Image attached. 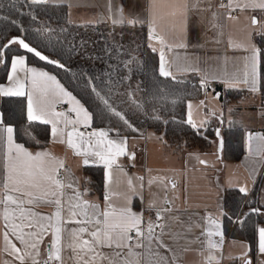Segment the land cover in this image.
<instances>
[{"label": "snow or ice", "instance_id": "1", "mask_svg": "<svg viewBox=\"0 0 264 264\" xmlns=\"http://www.w3.org/2000/svg\"><path fill=\"white\" fill-rule=\"evenodd\" d=\"M61 2L22 0L30 9L27 13L30 18L28 27L12 19L11 25L21 35L0 42V65L6 69L8 81L7 86L0 84V97H25L27 101L21 111V125L8 123L5 114L0 112V143L5 147L3 174L0 177V236L3 239L0 252L11 257L2 264H182L181 256L188 251H197L201 256L207 251L205 264H213L216 256L212 250L220 248L223 241L222 219L227 218L243 227L252 214L264 215V210L249 207V211L242 214L234 210L236 218L232 219L221 207L217 215L206 218L210 227L194 221L191 216L183 218L179 209L171 206L173 200L170 198L165 199L162 207H157L156 202L150 200L143 211H134L133 198L143 201L145 184L143 176H130L121 161L122 157L129 162L137 158L136 152L129 147V137L123 135V131H138L132 122L133 115H143L164 124L169 122L163 115L168 109L162 101L173 93L164 87L159 78L179 83L183 74L192 72L200 74L198 88L205 95L213 81H219L227 88L245 85L255 92L257 58L264 55V20L252 13L259 11L264 14V0H226V3L221 0L218 5H213V0H122L116 6L109 0L108 12L114 26H147V39L157 42L146 45L159 57L151 78L145 71L147 61L140 54L141 46L135 40H130L126 46L122 37L117 39L110 34L103 37L104 43L99 49L89 51L92 45L87 40H70L65 35L68 30L62 24L57 23L53 27L51 17L41 19L50 6ZM11 3L15 6L16 0H11ZM201 4L205 6L200 7ZM3 7L0 2V9ZM193 10L211 12V27L219 35L223 34L227 21L239 22L240 15H245L248 23L243 38L237 42L230 37L228 41L229 47L247 53L243 57L242 70L234 65L232 71L225 67L219 73H210L199 67V57L195 58V62L180 54L171 61L166 58V50L172 51L173 48L168 37H175L178 24L185 31L188 29ZM29 30L35 41L28 39ZM44 41L101 66L98 72L80 73L85 78L88 100L78 98L67 90L55 75L30 66L27 55L12 51V46H16L40 61L70 71L60 59L44 54ZM175 47L186 48L188 45L178 43ZM61 103L71 107L66 111L57 110V105ZM176 103L177 100L173 99L172 104ZM125 104L132 110L131 115L124 110ZM91 105H95L94 110H90ZM200 106L206 107L204 100L197 107ZM187 108V118L180 123L198 133L208 121L201 120L198 125L193 119L191 101L187 102ZM211 114L216 115L215 112ZM222 115L221 110L220 117ZM171 119L175 121L174 116ZM96 120L105 126L93 127ZM36 122L50 125L51 139L66 144L81 159L82 166H102L103 207L84 198L88 189L79 190L78 178L65 167L63 161H58L47 150L33 152L16 142L14 137L19 134L20 127L27 125L25 134L31 136L28 128ZM220 122L223 123V120ZM215 135L218 149L223 150L225 139L219 127L215 129ZM40 143L36 140L37 145ZM244 143L249 156L261 158L253 161L255 175L259 166L264 164V134L247 132ZM200 163L205 164L206 161L201 160ZM61 169L64 170L63 175ZM153 183L151 179L147 181L149 186ZM164 187L166 191L167 184ZM177 187L175 182H171L173 190ZM238 191L242 196L249 197L247 186L239 187ZM247 203L251 205L254 201L249 199ZM42 206H51L54 211L47 215L36 211ZM145 211H154L155 219H145ZM173 226H178L179 230L174 231ZM254 232L256 251L264 256V227L257 226ZM214 236H219L220 241L214 242ZM46 237L48 241L42 254L41 245ZM193 245L200 247L193 248ZM248 251L244 253V264H253ZM259 264H264V260H260Z\"/></svg>", "mask_w": 264, "mask_h": 264}, {"label": "crops", "instance_id": "2", "mask_svg": "<svg viewBox=\"0 0 264 264\" xmlns=\"http://www.w3.org/2000/svg\"><path fill=\"white\" fill-rule=\"evenodd\" d=\"M108 2L109 0H62L59 5H64L68 8L69 20L73 24L95 25L106 30H113L114 32L118 30H129L130 28L136 29L140 26L137 25L134 28L129 26V28H127V26L119 24L114 26L112 24V18L109 17ZM121 2L122 0H112L114 6L119 5ZM190 2H195V0H190ZM219 3H221V0H213V5H218ZM204 6L205 5L203 4L200 5V7ZM214 10L219 12L224 11V9L215 8ZM165 11H167V9H165ZM252 14L256 15L258 19L264 20V14H261L259 11ZM210 20L211 12L193 10L191 14V23L189 24L188 29L185 31L178 24L175 31V37H168V42L173 44V48L172 51L166 50V58L171 61L177 54H180L181 56H188L193 62H195V58L199 57V67L210 73H219L225 67L228 71H232L234 65L238 66L242 70L244 63L243 57L247 55V53H245L242 49L237 50L229 47L228 41L230 37L237 42L243 38L245 25L248 23V21L245 20V15H240L239 22L234 23L232 21H227L225 23V27L223 28L222 35H219L217 30L211 27ZM142 28L145 32L146 45L148 43L156 44L157 42L149 41L147 39V26H142ZM178 43H185L188 47H175ZM260 58L261 55L257 58V90L255 92L250 91L249 87L245 85H239L236 88H227L223 83L213 81L212 87L208 90L207 95L203 92L200 98L188 100L193 104V119L198 125L201 120H207L208 124L209 122L216 120L218 121L217 127L221 129V133L224 136V126L220 122V119H224L225 124H227L233 118V112L238 110L239 119L243 122L241 119V112L242 110H249L252 114H248V116H246V124L243 122L247 132L264 134V100L262 99L260 91ZM40 69L49 72L46 69ZM49 73L52 74L51 72ZM186 74H195L200 77V74L197 73L188 72L183 75ZM176 75L180 76L181 74L176 73ZM7 84L8 81L4 83L5 86H7ZM217 87H221L222 89L246 91L247 95L241 99L230 102L227 107H224L220 100V93L216 91ZM3 98L5 97H0V112H2L1 103ZM201 100H205V108L203 106L197 107ZM64 104L65 108L62 111H66L69 107H71L69 104ZM229 109H231V111H229ZM260 109L263 110L261 112L262 115L259 117L257 115L255 116L252 111H258ZM221 110L223 111L222 117H220ZM187 112L188 108L186 104V115ZM212 112H215L216 115L213 116L211 114ZM255 121L260 122V126L256 127L253 124ZM208 124L202 129L205 130L208 127ZM81 130L83 131L84 129ZM88 130L90 131L91 129ZM14 138L16 140V136ZM161 141L160 145H154L153 147L148 142L146 151H143L142 145H139L136 141H130L129 139V147L131 150L136 152L137 158L133 162H129L126 158H121V161L130 176L144 177L145 187L143 190V201H141L140 198H133L134 211H143L145 204L150 200H154L157 207H162L164 206L165 199L170 198L173 200L171 206L174 209H179V214H181L183 218L187 219V217L191 216L194 221L204 224L205 227H210L206 218L217 215L221 207L225 210V191L231 188L239 189L241 186H247L249 188L250 194L248 198L252 196L254 190L256 189L257 193L255 198L258 197L259 202L264 206V191H262L264 190V164L259 166L258 172L254 175L253 161H259L261 158L258 156H249L245 144V152L243 156L235 161L226 157L224 149L222 156H219V153L216 152L218 150L216 135L215 137H209L207 138L206 146L209 147L210 145V149L213 150L214 148V151L209 152V159L203 160L206 161V163L201 164L198 160H192L189 162L187 158L189 152L185 151V149L175 152L174 149H169L166 146H163L164 143H166L163 137L161 138ZM253 145H255V141H253ZM28 149L33 152L47 150L54 157H56L58 161H63L65 167L70 169L74 177L78 178L79 190L84 191L85 188L88 189L84 198L90 201L98 202L103 207L104 192L103 195H100L95 191L92 177L84 173L86 167L82 166L81 159L75 156L66 144L56 142L50 137V142L46 147ZM179 152H182V154L180 155ZM4 153L5 147L2 143H0V177H2L3 174ZM133 164L135 166H132ZM94 167L102 168L100 165ZM155 171L168 172L169 177L172 176L171 173L173 172H180L181 177L163 181L161 177L155 176ZM226 174H229L230 176L227 183L223 181V177ZM86 178H88L87 183ZM149 179L154 181L151 186L147 184ZM254 180L255 183H253ZM171 182H175L177 184L178 187L176 190L171 188ZM165 184H167L166 191L164 187ZM172 190L178 192L172 193ZM68 191L69 193L71 192V190ZM36 211L47 215L54 211V208L51 206H42L37 208ZM144 217L145 219L148 217L155 219L154 211H145ZM0 223H2V221H0ZM222 224L223 241L220 248L212 250V254L216 256V260L213 261V264H244V253L248 251L249 245L244 241L234 239L231 235L226 234L224 218L222 219ZM261 227H264V225ZM173 230L178 231V226H173ZM199 231V229L196 230L197 234H199ZM212 239L214 242L220 241L219 236H214ZM47 241L48 238L46 237L45 243L41 245L42 254H44ZM236 241H239L240 243L237 242L238 244H236ZM13 242L17 243V246H20L17 241ZM2 247L3 239L2 236H0V248ZM192 247L199 248L200 246L193 245ZM104 251L109 250L104 249ZM164 254L170 255L168 253ZM206 256L207 251H205L204 256H201L197 251H188L182 254L181 260L182 264H205ZM248 256L252 260L253 264H259L260 260H264V256H260L257 251L253 256L250 254V251H248ZM10 259L11 257H9L7 253L0 252V264H2L3 261ZM16 264H18V262H16Z\"/></svg>", "mask_w": 264, "mask_h": 264}, {"label": "trees", "instance_id": "3", "mask_svg": "<svg viewBox=\"0 0 264 264\" xmlns=\"http://www.w3.org/2000/svg\"><path fill=\"white\" fill-rule=\"evenodd\" d=\"M4 4V7L0 9V42H5L7 38L11 36L21 35L15 26L11 25L12 19H17L23 23L25 27H28L30 18L27 13L30 9L22 3V0H16L15 6L12 5L11 0H0ZM35 8V6H33ZM19 10V11H18ZM7 17V19H2ZM52 18V26L55 27L57 23L62 24L67 28V35L69 39L79 41L81 38L87 40L90 44L101 41L104 43L103 37L114 34L119 39L117 33L113 30H106L95 25H77L73 24L69 20L68 8L64 5H52L47 9L46 15H41V19ZM127 28H129L127 26ZM136 32H142L143 38V49L141 55L143 59L147 61L146 73L149 78L152 76V70L158 65L159 57L157 53L151 52L146 47V37L142 26L133 29ZM59 32V28H57ZM28 39L35 41V37L31 30L27 33ZM125 44V43H124ZM44 54L49 55L52 59H60L62 63L70 69L66 71L58 67L48 65L43 61H40L37 57L32 54L26 53L23 49H18L16 46H12L13 52H20L28 57V64L37 66L48 70L54 74L64 87L71 91L78 98L83 97L84 100H88L87 93L85 92L84 77L80 75L82 72H98L101 66L90 67L80 62L79 57L76 55H70L64 51H61L60 47H52L48 41H44ZM260 62V91L262 99L264 100V55H261ZM7 71L3 65H0V84L7 82ZM181 76V75H180ZM178 76V77H180ZM164 84V87L169 89L173 94L168 95L162 103L167 107V111L163 113L164 117L168 119V123L164 124L162 121H155L147 119L143 115H133L132 122L138 129L137 132L130 130L123 131V135L130 134L139 135V130H155L158 133L163 134V138L166 144L177 150L185 149L187 152H191L195 147H206L207 138L215 137V129L217 128L218 121L209 122L208 127L200 132H195L188 125L180 123L181 120L187 118L186 115V104L189 99L200 98L204 91L199 90L200 77L195 74H186L182 76L181 82L176 81H165L164 78H159ZM170 80V78H169ZM178 89V91H177ZM216 91L220 93V100L224 107L234 101L241 99L247 95L246 91L236 89H222L217 87ZM121 99V98H118ZM176 99L177 103L172 104V100ZM83 102V101H82ZM25 97H5L1 103V110L5 114L8 123L14 125H21V111L26 106ZM95 105H91L90 110H94ZM125 111L132 114V110L127 104L123 105ZM175 117V121L171 117ZM221 120V119H220ZM224 126V139H225V155L226 157L238 160L244 154V141L247 129L243 122L239 119V111L233 112V118ZM105 126L100 120L94 122V127ZM27 125L20 127V132L16 135V140L19 143L24 144L28 148L36 149L46 147L50 142V126L42 125L38 122L34 123L28 130L31 132V136L25 134V128ZM36 140H39L40 145L36 144ZM187 147V149H186ZM184 151V152H185ZM84 173L92 177L93 187L95 191L100 195H103V168L101 167H87ZM257 188V187H256ZM257 190L255 189L250 198L242 196L238 189L231 188L225 191L224 196V207L225 211L228 212L232 219L233 211L242 214L249 211V207H261L264 210V206L259 202L258 197L255 198ZM251 199L254 201L251 205L247 201ZM264 225V215L252 214L247 220L245 226L241 227L238 224L232 223L229 219L224 218V227L227 235H231L232 238L246 242L250 248V254L253 256L256 253V235L254 232L255 227Z\"/></svg>", "mask_w": 264, "mask_h": 264}, {"label": "rangeland", "instance_id": "4", "mask_svg": "<svg viewBox=\"0 0 264 264\" xmlns=\"http://www.w3.org/2000/svg\"><path fill=\"white\" fill-rule=\"evenodd\" d=\"M115 33H117L116 35H118L119 39L122 37L123 42L125 43L126 46H127V44L129 43L130 40H135L136 44L141 46L140 47V53H141V50L143 49L142 46L144 44L143 43L144 34L142 32H136V31H133V29L130 28L129 30H118V31H115ZM142 36H143V38H142ZM91 45H92V47L89 48V51H92L93 48L99 49L102 46V42L101 41L94 42V44H91ZM79 60L83 64L88 65L90 67L100 66L99 64H93L91 61L83 60L80 57H79ZM262 111L263 110L260 109L258 111H252V112H254L255 116L257 115L259 117V116L262 115L261 114ZM250 112L251 111H249V110H242V112H241V119L243 120V122L245 124L247 122L246 121V116H248V114L249 115L252 114ZM253 124L256 127L260 126V122H258V121L253 122ZM127 136L129 137L130 141H136L139 145H142V150L146 151L148 142L150 143V145H152V147L154 145H160L161 142H162L161 138L163 137V134L162 133H158L155 130L149 129V130H139V135H134L131 132L130 134H127ZM156 138H158V139H156ZM163 146H166L169 149L170 148L174 149L175 152L180 151V149L177 150V149H175L173 147L168 146L166 143H164ZM167 148H166V150H167ZM186 149H187V147H186ZM213 151H214V148H213V150L210 149V145H209V147L206 146L204 148H202L201 146L200 147H195L194 150H192L191 152L188 153V157L187 156L186 157L188 158L189 162H191L192 160L193 161L208 160L209 159L208 157H210V156H208V153L209 152H213ZM216 152H218V150ZM179 153H180V155L182 154V152H179ZM154 174H155L156 177H161V179L163 181H166L167 179H176V178H180L181 177V173L180 172H173V173H171L172 176H170V177H169V173L165 172V171H155ZM229 177H230L229 174L228 175L226 174L223 177V181L225 183H227L229 181ZM171 192L172 193H177L178 191H173L172 190ZM237 242H239V241H236V244H238Z\"/></svg>", "mask_w": 264, "mask_h": 264}, {"label": "built area", "instance_id": "5", "mask_svg": "<svg viewBox=\"0 0 264 264\" xmlns=\"http://www.w3.org/2000/svg\"><path fill=\"white\" fill-rule=\"evenodd\" d=\"M224 2L226 3V0H224ZM64 108H65V104L61 103V104L58 105L57 110L62 111V110H64ZM60 172H61V175H63V170H60Z\"/></svg>", "mask_w": 264, "mask_h": 264}, {"label": "water", "instance_id": "6", "mask_svg": "<svg viewBox=\"0 0 264 264\" xmlns=\"http://www.w3.org/2000/svg\"><path fill=\"white\" fill-rule=\"evenodd\" d=\"M25 51V50H24ZM44 62V61H43ZM44 63H46V62H44ZM47 64V63H46ZM49 65V64H48ZM52 66H55V65H52ZM55 67H57V66H55ZM222 152H223V150H219L218 149V153H219V156H222Z\"/></svg>", "mask_w": 264, "mask_h": 264}]
</instances>
